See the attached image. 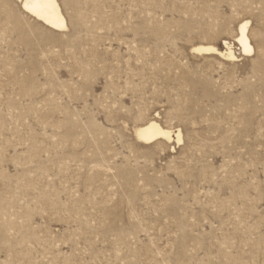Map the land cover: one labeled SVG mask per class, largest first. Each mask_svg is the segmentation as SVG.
I'll return each mask as SVG.
<instances>
[{
	"label": "rangeland",
	"instance_id": "374dc122",
	"mask_svg": "<svg viewBox=\"0 0 264 264\" xmlns=\"http://www.w3.org/2000/svg\"><path fill=\"white\" fill-rule=\"evenodd\" d=\"M56 2L0 0V264H264V0Z\"/></svg>",
	"mask_w": 264,
	"mask_h": 264
},
{
	"label": "bare ground",
	"instance_id": "6f19581e",
	"mask_svg": "<svg viewBox=\"0 0 264 264\" xmlns=\"http://www.w3.org/2000/svg\"><path fill=\"white\" fill-rule=\"evenodd\" d=\"M20 2L21 9L41 22L43 25L53 30H63L66 28L65 19L61 13L60 7L56 0H18ZM247 27L248 22H243L239 27V37L235 40L240 45L243 54H251L252 47L250 46L247 38ZM224 52H220L219 55L229 60L234 59V54L231 50L230 44L223 42ZM197 52L208 53L212 52L216 54L217 50L211 46H199L195 49ZM171 133L167 130L162 129L155 122H149L144 126L136 129V138L144 144L151 143L156 140H167L171 139ZM175 139L177 142L181 141V135L179 132L176 133Z\"/></svg>",
	"mask_w": 264,
	"mask_h": 264
}]
</instances>
